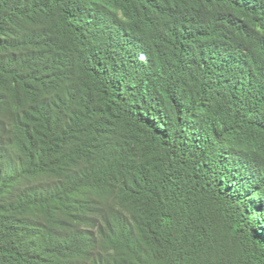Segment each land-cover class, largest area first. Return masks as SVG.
<instances>
[{
	"label": "trees",
	"instance_id": "16d2710c",
	"mask_svg": "<svg viewBox=\"0 0 264 264\" xmlns=\"http://www.w3.org/2000/svg\"><path fill=\"white\" fill-rule=\"evenodd\" d=\"M0 264H264V0H0Z\"/></svg>",
	"mask_w": 264,
	"mask_h": 264
}]
</instances>
